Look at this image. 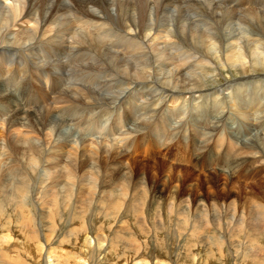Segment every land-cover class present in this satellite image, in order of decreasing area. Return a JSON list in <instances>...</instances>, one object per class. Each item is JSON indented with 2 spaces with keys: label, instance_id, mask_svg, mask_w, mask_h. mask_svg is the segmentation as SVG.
Returning a JSON list of instances; mask_svg holds the SVG:
<instances>
[{
  "label": "bare ground",
  "instance_id": "1",
  "mask_svg": "<svg viewBox=\"0 0 264 264\" xmlns=\"http://www.w3.org/2000/svg\"><path fill=\"white\" fill-rule=\"evenodd\" d=\"M224 68L236 71L226 72L232 79L222 77L220 82L217 77ZM243 78L248 81H240ZM254 84L260 86L250 90ZM16 94L23 95V105L15 103ZM193 113L199 116L195 122L190 118ZM262 116L264 0H10L0 4V264L110 263L109 245L106 252L102 250L98 235L91 244L88 226L78 229L77 242L68 233L69 248L76 254L52 246V240L60 223L94 224L101 215L113 221L122 209L145 222V208L138 204L140 190L135 191L132 178L129 182L122 176L126 166L117 152L119 142L127 151L129 145L141 142L131 139L137 138L133 134L147 128L151 144L167 145L172 136L169 128L177 124L171 129L183 134L170 139L176 140L174 148L181 153L177 159L199 152L194 166L203 161L205 171L210 168L243 178L249 171L251 179L264 175V139L245 127L257 125L247 118ZM128 123L131 126L119 133ZM213 123L240 136L241 128L246 140L225 135L233 146L230 140L223 146L218 135L215 147L222 140L219 148L209 149L214 140L208 145L212 131L208 126ZM199 137L195 149L193 141ZM255 153L256 159L235 160L238 154ZM116 178L120 180L115 182ZM258 188L246 196L239 190L234 196L230 189L218 192L208 203L199 200L194 211L182 207L187 219L177 231L195 239H213L214 251L220 254L228 235L242 233L245 243L230 244L232 256L261 264L256 257L264 255V187ZM101 205L111 212L101 214ZM160 228L167 227L157 226L155 232ZM206 251L199 247L188 251L192 253L188 264H204ZM154 264L177 263L167 258Z\"/></svg>",
  "mask_w": 264,
  "mask_h": 264
},
{
  "label": "rangeland",
  "instance_id": "2",
  "mask_svg": "<svg viewBox=\"0 0 264 264\" xmlns=\"http://www.w3.org/2000/svg\"><path fill=\"white\" fill-rule=\"evenodd\" d=\"M9 2H10V0H0L1 5H6ZM10 60L15 61V58L10 59ZM232 69H233V72L236 71L235 68H231V69L224 68V69H222L221 76L217 77V78H219L218 81L223 82V79H224V81L232 79L231 75L229 76V74H226V72H229V71L232 72ZM237 70H239V69L237 68ZM222 77H223V79H222ZM240 81H248V79L243 78ZM258 87H257V84H254V86H252L249 89L250 90L254 89L253 91H255V90H257ZM25 88H27V86ZM25 88L23 89V91L26 90ZM18 95H20V96H18ZM16 96H17L16 97L17 102H15V103L16 104L19 103L20 105H23L21 102L23 95L22 94H16ZM195 101L196 100H194L193 102H195ZM178 103H177V106H179L181 102H178ZM36 109L38 110L39 108L37 107ZM29 110H31V107ZM121 113L123 114V112H121ZM97 115H98V118H100V120H101V114H97ZM183 115H184L183 117H185V114H183ZM124 116H125V114H124ZM127 116H128V114H127ZM112 117H113V115H111V118ZM198 117L199 116L195 113L191 114V116H190V118L192 120L194 118H198ZM111 118H110V120H111ZM4 119H7V116L4 117ZM129 119H132V118H129ZM161 120H163V119H160L159 121H161ZM219 120H220V118H218V122H222V120H220V121ZM230 120L227 119V121H230ZM255 120H256L257 125H254V126L253 125L252 126L247 125L245 127V130H251V133L254 136L258 135L259 137H262L264 139V124H262L264 122V116H262L261 118L258 117L256 119L252 118V117L247 118L248 123L250 121L254 122ZM260 120H263V121H260ZM177 121H179V119H177ZM193 121L195 122V120H193ZM131 122H133V121H130L129 123H131ZM129 123H128V125H126L127 127L123 126L119 133H122V131L123 132L126 131V129L129 126H131V124H129ZM125 124H127V119H126ZM214 124L215 123L210 124L208 126V128L212 130L210 132V130L208 129V132H210L208 145H210L211 139L214 140V142L209 146V149H211V150L218 149L222 140L224 141L223 146L226 145L228 143V140H230L226 136H228L234 140H237V141L246 140L243 136L241 128H239V130L241 132V136H240L236 131L230 130V134H229L228 131H226L223 126H220V128H221L220 129L217 126H215ZM163 126L165 127V129L168 127V125H166V124L165 125L163 124ZM175 127L177 128V124H176V126L173 125V127H171V128H175ZM66 128L68 129L69 127L67 126ZM171 128H169L168 133H170L172 131L171 138L175 137L177 140L178 136L180 134H183V133L181 131H179L176 134V133H174V129L172 130ZM204 128L205 127L203 125L202 129H204ZM67 129L65 132L68 131ZM71 129L74 130V128H72V127H71ZM143 129L144 128L141 129L142 132H138V133L133 134L134 136L136 135L135 137H137V138H131V139H135V140L140 138L139 141L143 142L142 144L140 142L138 145L135 143H134V146L129 145L130 149L127 150L128 152L124 151L125 146H124L123 142H119L116 146H118L117 152L122 154L123 164L125 163L124 165L127 168H129V169H127L126 167L124 168V174L122 176L123 177L126 176L125 179L128 180L129 182H131V178H132V181L136 183V185L133 186V187H136L135 191L139 193V190H140L139 197L141 198V201L139 199L138 202H141V203H138V204H139V206L142 207V209L145 208L143 210V214H144V216H146L145 222L141 223L140 221L135 220L134 216L131 213L126 214V213H124L123 209H122V215L115 218L113 221L111 218L103 219V217H102L103 215H101V220L95 221L97 224L96 223L89 224V222H87V223H85V225H79L78 226L77 224H75L73 222L67 221L66 223H60L61 225L58 224L59 226L56 225V227H54L56 232H57L56 235H58L59 237L54 235L53 240H52L53 241L52 246H54V247L55 246L56 247L61 246V247L65 248L66 250H68L69 252L72 251L71 252L72 254H76V250L69 248V247H71V246H69V244L72 243V242L69 243V241H70L69 236H71L72 241H74V242L79 241V235L81 232H79L80 230H78V229L81 226H86V227L88 226L89 227L88 228V237L91 238L90 239L91 244H93V242H92L93 237L98 235V236H101V244H102L101 246L104 245L103 247H101L102 250L105 248L104 250L106 252L108 250L106 248V246L109 245L110 250L107 251V254H108V257H110V258L113 257V260L110 263L105 262L103 264H113V262H114V264H135L136 262L137 263L141 262V264L142 263L154 264L157 260H164L167 258H170L173 262H175L177 264H188L190 261H192V256H191L192 253H189V252H193V250L196 247H199L200 249H202V252L203 251L205 252L207 250L206 252L208 254H206V256H205L206 258L203 257V260H204L203 263L204 264H209L212 261L214 263H211V264H216V263L218 264V262H220V264H222L223 262H225L223 264H240V263L241 264H244V263L247 264V263H249V260L247 258L242 257V255H240V257H238V255H236V254H235L236 257H234V255L232 256V253L229 250L230 244H236V243L240 244L241 243L242 245H244L245 239L243 237L244 234H242V233H237L238 234L237 235L236 232L234 231L235 235H233V234L228 235V237L226 238L227 240L225 239L226 241L222 242L225 245L224 246L222 244L224 254H220L219 251H214L217 248V244L215 243V241L213 239H205L204 240L203 238H201L203 236H199L196 239L191 238L187 234H183L184 232L181 233L180 230L177 231L176 227L178 225L183 226L182 221L184 219H187L186 216L182 215L183 212H181L182 210H180L182 207L184 208V207L188 206L191 209V211H194V205L199 200H200V202L208 203L211 198L213 199V198H215V195L216 196L218 195V192L229 193V191L232 190L233 196H234L235 194H237V192L239 190V191H241L240 193H242V195L246 196L248 194V192H250V191H252V192L257 191L256 189H259L258 187H261V189H263V187H264V181H263L264 175L263 174L254 175L253 177H250L252 179L251 180V179H249V177H247L249 175L248 174L249 171H246V175H243L244 177L246 176L245 178L240 177L238 175L235 176L234 174L231 175L230 173L227 174L226 176L224 174H218L219 171H217V168H215V170L218 173L213 171L210 168L207 169V171H205L204 169H205L206 165L203 163V161L201 163H199V161H197L195 166H194V164H192V162H194L193 158L194 159L199 158V155H198L199 152H198V154L195 155V151H192V153H193L192 157L187 155V156H185L184 159L183 158L177 159V157H179L180 156L179 154H181V153L177 149L175 150V148H174V145L176 144L175 143L176 140H170L171 139L170 138L166 142L167 145L160 146V145L156 144L154 146V143L151 144L148 141V138H147L148 129L147 128H145V130H143ZM200 132L208 134L207 131L203 132L202 130H200ZM142 134L144 135V137ZM175 135H177V136H175ZM218 135H220L222 137V140L218 144V146L215 147V143H216V139H217ZM187 136H188V134H187ZM144 138L147 140V145L144 144V141H143ZM200 138L201 137H199L197 140L193 141V145H194V143L196 144L195 149H197L200 146V144H199L200 140H201ZM226 138H227V141H226ZM183 139H185V137H183ZM0 140H2V139L0 138ZM252 140H253V138H251V141ZM170 141H172V142L169 143ZM230 141L232 142V140H230ZM184 142L186 144V140H184ZM0 143H2V141H0ZM232 146H233V142H232ZM131 150L134 152L133 153L130 152ZM237 152H238V150H237ZM125 154H128V155H125ZM173 158H175L174 161H173ZM256 158H258L257 153H255V154H244V155L238 154L236 156L235 160L244 162V161H248V160H252V159H256ZM80 159H82V158H80ZM178 161H180V163H178ZM130 162H132V163H130ZM229 163H230V160L228 159L227 164H229ZM261 165L264 166V163H262ZM173 168L175 170L177 169L176 172ZM168 169H169V171H168ZM169 172H170V174H168ZM139 173H141V175H139ZM168 175L171 177H168ZM260 179H263V180H260ZM119 180L120 179L116 178L115 182H117ZM137 181H139V182H137ZM262 181H263V183H262ZM173 183H176V184H173ZM260 184H263V186ZM227 189H230V190H227ZM162 190H163V192H162ZM153 191L156 193L158 191V193H157L158 195L156 193H154ZM146 192H148V193L146 194ZM174 193H176V194H174ZM256 193H258V192H256ZM153 194H155V195H153ZM160 194L161 195L163 194L164 196L163 195L161 196ZM171 194L173 196L174 195L175 196L173 197ZM157 196L159 198H157ZM142 197H143V199H142ZM154 198H155V201H154ZM156 198L159 200H157ZM161 199H162V201L160 202ZM163 199H164L165 203L163 202ZM186 201H188V202H186ZM155 202H156V204L159 203V205H156ZM146 203L148 205H146ZM150 204H152V206H149ZM163 204H165V205L160 207V205H163ZM176 206L177 207L179 206V207L177 208ZM103 208L104 207H102V205H101V214L105 213V212H111V210H109V208H107V209L106 208L103 209ZM156 208H157V210H156ZM77 210H75L74 213H76ZM77 213H78V211H77ZM157 215L159 216V218ZM161 215H162V217H161ZM180 216L184 217V218L182 219ZM135 217H138V216H135ZM153 218L156 221L159 220V222L154 223ZM179 220H181V221L178 222ZM62 222H63V220H62ZM67 223H68V226H67ZM43 225H46V224H43ZM157 226L167 227L168 229L171 228V230L167 231V228L166 229L160 228V231H158V233H156L155 230L157 229ZM229 228H230V226H229ZM233 230L234 229L232 228L231 231H233ZM70 231H71V234L68 236V233H70ZM200 231L201 230H199V232ZM173 233L175 234V236L173 235L171 237V234H173ZM150 235H152V236H150ZM167 236H169V237H167ZM230 236L232 237V239ZM72 237H73V239H72ZM198 238H199V240H198ZM57 240H59V241H57ZM211 240H213L212 241L213 245H212ZM188 242H190V243H188ZM225 242H227V243L225 244ZM234 242H236V243H234ZM171 243H173V244H171ZM187 243H188V245H185ZM138 244H140V245H138ZM183 246H185V247H183ZM188 246H191V247H188ZM204 246H205V248H204ZM212 246H214V247H212ZM116 249H118V250H116ZM211 249L213 252L212 253L208 252ZM136 253H137V255H136ZM188 255H190L191 257ZM263 256L264 255L262 254V255L256 257L258 263H261V264L264 263ZM216 257H220V258L218 260H216ZM118 258H119V260H118ZM121 258H122V260H121ZM132 258L133 259L138 258L137 260L139 262L137 260H132ZM115 259H117L118 261ZM153 259H155V261ZM209 260H211V262ZM132 261H134V262H132ZM207 261H208V263H206ZM221 261H222V263H221Z\"/></svg>",
  "mask_w": 264,
  "mask_h": 264
}]
</instances>
